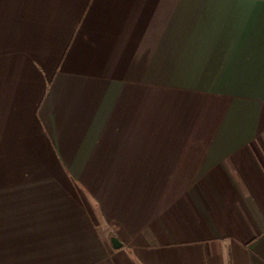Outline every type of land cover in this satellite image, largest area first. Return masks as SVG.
I'll list each match as a JSON object with an SVG mask.
<instances>
[{"label": "crops", "instance_id": "0c3cea01", "mask_svg": "<svg viewBox=\"0 0 264 264\" xmlns=\"http://www.w3.org/2000/svg\"><path fill=\"white\" fill-rule=\"evenodd\" d=\"M264 264V0H0V264Z\"/></svg>", "mask_w": 264, "mask_h": 264}, {"label": "trees", "instance_id": "16d2710c", "mask_svg": "<svg viewBox=\"0 0 264 264\" xmlns=\"http://www.w3.org/2000/svg\"><path fill=\"white\" fill-rule=\"evenodd\" d=\"M227 264H230V260H227Z\"/></svg>", "mask_w": 264, "mask_h": 264}]
</instances>
